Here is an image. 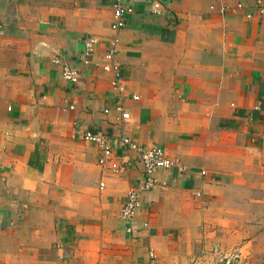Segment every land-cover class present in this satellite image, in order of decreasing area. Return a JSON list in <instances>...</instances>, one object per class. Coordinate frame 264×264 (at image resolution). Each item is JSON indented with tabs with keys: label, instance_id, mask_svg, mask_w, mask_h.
Returning <instances> with one entry per match:
<instances>
[{
	"label": "crops",
	"instance_id": "1",
	"mask_svg": "<svg viewBox=\"0 0 264 264\" xmlns=\"http://www.w3.org/2000/svg\"><path fill=\"white\" fill-rule=\"evenodd\" d=\"M151 1L129 0L117 34L118 124L102 69L112 0H0V264H218L233 251L264 264V14L254 0H164L154 16ZM79 131L159 146L186 171H158L123 220L138 157L102 169Z\"/></svg>",
	"mask_w": 264,
	"mask_h": 264
},
{
	"label": "built area",
	"instance_id": "2",
	"mask_svg": "<svg viewBox=\"0 0 264 264\" xmlns=\"http://www.w3.org/2000/svg\"><path fill=\"white\" fill-rule=\"evenodd\" d=\"M253 6L258 15L264 14V0H254ZM164 0H152L150 4V12L154 16H162ZM242 8L241 4L236 6L239 10ZM133 10L129 5V0H112V19L110 24V31L112 32V40L104 54V59L107 62L102 67L103 71L112 75L110 81V88L117 94L118 104L115 108L116 114L115 123H124L129 120L128 113L123 108L125 97L123 96V77L121 75L120 66L115 61L117 55L118 38L117 34L125 27L126 16L132 14ZM98 45V40L95 38H86L83 40V52L80 60L83 64H89L90 58L95 54ZM58 64V61H55ZM62 78L69 84L76 83L77 75L67 65L62 68ZM137 101V97H133ZM70 109H72L70 107ZM109 115V111L103 112ZM81 140L85 143L94 145L98 149L97 164L102 169H108L112 173H122L124 167L120 164L119 159L127 157V154L134 153L142 166V176L136 186L131 188L127 195L125 202L121 208L120 216L123 220L131 221L135 218L142 206V197L157 188L156 173L160 170H170L176 168L183 173L186 168L182 166L177 160L169 158L164 150L159 146H139L128 137H120L117 141V147L111 141L107 132L98 131H79ZM205 175V173H202ZM100 187H103L100 184ZM199 196V195H197ZM1 228V224H0ZM239 259L237 255H230L223 258V264H231ZM100 264V263H99ZM154 264V263H150Z\"/></svg>",
	"mask_w": 264,
	"mask_h": 264
},
{
	"label": "rangeland",
	"instance_id": "3",
	"mask_svg": "<svg viewBox=\"0 0 264 264\" xmlns=\"http://www.w3.org/2000/svg\"><path fill=\"white\" fill-rule=\"evenodd\" d=\"M229 254H231V255H237V256H239L240 257V255H241V253H239V252H231V253H229ZM229 254H227V255H229ZM238 262H239V259L237 260V264H238ZM218 264H223V259H222V261H220ZM231 264H236V262H232Z\"/></svg>",
	"mask_w": 264,
	"mask_h": 264
}]
</instances>
